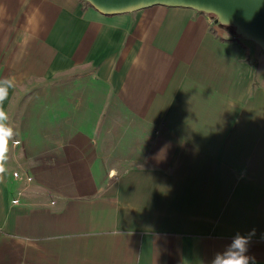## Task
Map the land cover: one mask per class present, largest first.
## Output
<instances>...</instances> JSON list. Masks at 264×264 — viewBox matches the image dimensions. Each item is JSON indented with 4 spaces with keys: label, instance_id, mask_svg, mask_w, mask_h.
I'll use <instances>...</instances> for the list:
<instances>
[{
    "label": "crops",
    "instance_id": "obj_1",
    "mask_svg": "<svg viewBox=\"0 0 264 264\" xmlns=\"http://www.w3.org/2000/svg\"><path fill=\"white\" fill-rule=\"evenodd\" d=\"M211 18L0 0V264H211L253 229L264 264V52Z\"/></svg>",
    "mask_w": 264,
    "mask_h": 264
},
{
    "label": "water",
    "instance_id": "obj_2",
    "mask_svg": "<svg viewBox=\"0 0 264 264\" xmlns=\"http://www.w3.org/2000/svg\"><path fill=\"white\" fill-rule=\"evenodd\" d=\"M103 16L138 12L153 6L187 8L211 15L230 26L238 38L250 41L264 52V0H82Z\"/></svg>",
    "mask_w": 264,
    "mask_h": 264
},
{
    "label": "clouds",
    "instance_id": "obj_3",
    "mask_svg": "<svg viewBox=\"0 0 264 264\" xmlns=\"http://www.w3.org/2000/svg\"><path fill=\"white\" fill-rule=\"evenodd\" d=\"M14 87V79L0 80V170H2L3 161L6 159L9 141L14 137V131L7 123L8 116L2 105L7 99L9 89ZM254 235L255 229L246 236L237 233L230 244L214 255L211 264H256L255 258L247 254L251 238Z\"/></svg>",
    "mask_w": 264,
    "mask_h": 264
},
{
    "label": "rangeland",
    "instance_id": "obj_4",
    "mask_svg": "<svg viewBox=\"0 0 264 264\" xmlns=\"http://www.w3.org/2000/svg\"><path fill=\"white\" fill-rule=\"evenodd\" d=\"M211 19L213 20V18H211ZM214 20H215V18H214ZM218 27H219L220 29L224 30L225 32H226V31H228V32H230V33L233 32V30H232L233 28L230 27V26H222V25H219ZM222 32H223V31H222ZM240 39H242V38H240ZM29 178H30V177H29ZM30 179H31V178H30ZM30 182H32V179L30 180ZM30 182H29V183H30ZM40 191H41V190H40ZM40 191H38V192H39L38 195H34V196H39V195H42V194H44V193L47 194V195H51V196L53 195V193H50V192H46V191H44V193H43V191H42V192H40ZM18 194H20V192H19Z\"/></svg>",
    "mask_w": 264,
    "mask_h": 264
},
{
    "label": "built area",
    "instance_id": "obj_5",
    "mask_svg": "<svg viewBox=\"0 0 264 264\" xmlns=\"http://www.w3.org/2000/svg\"><path fill=\"white\" fill-rule=\"evenodd\" d=\"M14 177L17 178L18 175H17V174H14ZM30 180H31V179H30L29 177L26 178V182H30ZM16 202H17V201L15 200L14 203L16 204Z\"/></svg>",
    "mask_w": 264,
    "mask_h": 264
},
{
    "label": "trees",
    "instance_id": "obj_6",
    "mask_svg": "<svg viewBox=\"0 0 264 264\" xmlns=\"http://www.w3.org/2000/svg\"><path fill=\"white\" fill-rule=\"evenodd\" d=\"M211 16V15H210ZM213 19H214V17L213 16H211ZM233 30V32H234V29H232ZM227 41H231V40H233L232 38L231 39H226Z\"/></svg>",
    "mask_w": 264,
    "mask_h": 264
}]
</instances>
